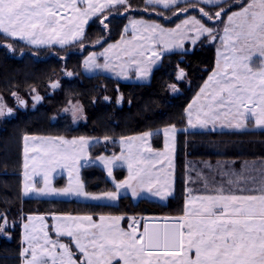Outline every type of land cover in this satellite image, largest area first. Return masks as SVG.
<instances>
[{
	"label": "snow or ice",
	"instance_id": "obj_1",
	"mask_svg": "<svg viewBox=\"0 0 264 264\" xmlns=\"http://www.w3.org/2000/svg\"><path fill=\"white\" fill-rule=\"evenodd\" d=\"M146 4L165 9L176 6L178 11L173 15L198 8L201 17L223 23L218 38L224 51L218 49L216 68L185 109L189 127L220 124L239 129L252 120L256 127L264 128V0H247L246 3L244 0H197L186 7H179V0H146ZM201 4L220 10L213 14L200 7ZM233 5L238 10L231 11ZM115 6H125L127 11L129 0H0V35L36 46H63L70 38L79 40L84 35V26L98 14L103 16L100 23L107 28V16L103 13ZM229 12L224 20V14ZM129 24L131 39L125 40L122 36L116 44L109 45L100 54L105 57L104 65L96 63L97 54L93 53L86 59L85 66L112 70L115 66L110 64L108 53L119 49L128 59L119 65L117 75H126L127 67L135 65L137 76L145 78L160 56L155 45H162L163 51L173 46L182 48L185 39H191L193 44L205 35L210 41L217 39V30L206 26L196 16H188L175 28H163L142 20H130ZM189 33L194 35L189 36ZM6 46L11 48L10 44ZM183 75L181 71L177 79ZM51 86L56 88L58 84ZM5 111L11 113V109L5 110L0 102V116ZM79 111L78 107H73L74 116ZM162 131L164 152H154L148 143L152 133L144 132L139 136L121 137L120 155L97 157L109 177L113 176L118 162H123L128 170L123 180L113 178L115 191L98 195L86 192L79 179V162L87 161L89 138L25 136V194L33 191L114 201L121 189H129L133 197L139 195V191H147L163 199L170 194L171 173L163 167L157 171L155 166L167 161L168 167H173L169 153L174 151L177 129L171 125ZM110 139L104 137L105 141ZM30 140L37 143L29 146ZM30 151L36 154L29 157ZM58 168L69 174L68 185L60 189L51 185V174ZM32 176H42L44 187L37 188L35 183L29 186ZM197 176L204 180L207 193L192 196L191 189H186L189 198L185 200L184 215L166 223L163 229H150L145 223L143 232H139L134 226L139 221L134 217L129 218L132 222L130 230L126 231L119 226L123 219L120 216H100L96 221L90 215H54L56 223L51 227L57 239L52 240L46 230L49 226L43 223L45 218L29 216L28 223L24 224L28 246L21 252L22 264H264V173L259 187L245 188L242 185L255 184L256 178L246 176L244 171L222 172L229 186L227 190L223 183L209 188L207 178L201 173ZM33 221L40 222L39 228ZM4 227L0 224V232ZM60 237L70 238L76 251L70 244L60 242Z\"/></svg>",
	"mask_w": 264,
	"mask_h": 264
},
{
	"label": "trees",
	"instance_id": "obj_2",
	"mask_svg": "<svg viewBox=\"0 0 264 264\" xmlns=\"http://www.w3.org/2000/svg\"><path fill=\"white\" fill-rule=\"evenodd\" d=\"M129 3L134 16H144L142 13L147 8L145 0H129ZM218 8L205 9L212 12ZM176 9H157L163 12L164 17H156L154 21L171 25L164 19L169 18ZM190 13L197 15L195 12ZM183 17L186 16L180 15L177 19ZM201 18L208 26L214 24ZM100 19H94L87 26L83 52L73 53L63 59L50 56L48 50L31 51L19 41L0 35V99L9 107H15V98L20 99L17 103L20 107V101H23V108H17L12 118L0 122V224L5 225L0 232V264H21L20 217H24L25 222L29 215L179 216L183 213L187 197L186 166L208 163L213 168L209 174L214 186L222 183L221 173L224 169L225 172L233 169L238 171L242 162L253 163L255 168L264 169V130H184L187 126L185 109L214 68L213 43L202 39L191 51L165 55L147 84L122 83L101 74L86 76L82 71L84 54L125 35L127 16L123 11L107 17V28L100 23ZM8 44L11 48L6 46ZM181 71L184 75L177 79ZM53 83L58 84V87L53 88ZM170 87L174 88L175 94L171 93ZM33 89L40 99L36 107L30 109ZM70 101L79 102L86 119L85 123L76 127L71 126L66 116H59ZM171 125L181 131L176 138L174 194L165 204L148 200L133 204L126 197L117 206L21 197L23 136L110 137V146L99 145L92 152L93 156H97L107 153L106 148L111 149L121 137ZM156 140V146L160 147L159 135ZM82 177L87 191L106 192L111 189L103 171L95 166L83 167ZM189 186L194 190L196 188L195 183L193 187Z\"/></svg>",
	"mask_w": 264,
	"mask_h": 264
},
{
	"label": "rangeland",
	"instance_id": "obj_3",
	"mask_svg": "<svg viewBox=\"0 0 264 264\" xmlns=\"http://www.w3.org/2000/svg\"><path fill=\"white\" fill-rule=\"evenodd\" d=\"M196 2H197V0H179V7H186L189 4L196 3ZM244 2L246 3L247 0H244ZM129 5H130V3H129ZM145 5L147 6L148 10L147 11L143 10L144 12L142 14H144V16H139V17L138 16H134L130 12L131 6L129 7V9L127 11H125V6H115V7L111 8V9L105 10L103 15L109 17V16L117 15V14H119L122 11L126 14L127 23H126V26L124 27V34L125 35L123 36L125 40H130L131 37H132V28H131V26L129 24L130 20H142V21H145L146 23H149V24H151V23L159 24L163 28H175V26L177 24H180L188 16H196L197 18L202 19V22H204L206 24L204 19L201 18L198 8H196V9L189 8V11L187 13H181V14H178V15H173V13L177 12L178 9L174 10V12L172 13V15L169 18H165L164 19V21L171 23V25H169V24L166 25V24H164L162 22L154 21L155 20L154 18H156V17L157 18H160V17L163 18L164 17L163 16L164 14H162V15L158 14L160 12L157 9H159V8L163 9V10H167V9L163 8L160 5H156V6L147 5L146 4V0H145ZM199 6L200 7H204V8L216 7V6H213V5H203V4H201ZM175 7L176 6H171L170 8H175ZM232 7H235V9L231 10V11L238 10V8L235 5H233ZM205 10L208 11L207 9H205ZM219 10L220 9L218 8L216 10H213L212 12L211 11H209V12L214 14L216 11H219ZM190 12H195V13H197V15H195L194 13H190ZM161 13H163V12H161ZM228 14H230V12ZM180 15H184L186 17L177 19L178 16H180ZM96 18H103V16H100L98 14L97 17L91 18L89 20V22L84 26V35H85V31H86L87 26ZM146 18H149V19H146ZM223 19L224 20L227 19V14H224ZM206 20H207V18H206ZM207 21H209V20H207ZM209 22L212 23V24L214 23L212 26H209V27H212V28L217 30V39H215V40L210 41V39L205 35V36H201L200 39L197 40V42L195 44H193L191 39H185L184 42H183V47L182 48H177V47L173 46L169 50H163V51H161V49L163 47L162 45H155L157 50L160 51V56H159V59L156 61V63L151 66V71L148 73L147 77H145V78H139L137 76L136 66L135 65H130V66L127 67L126 75H117V72L120 71L119 65L121 63L126 62V60L128 59L127 57L123 56L120 53L119 49H113V50H111L108 53L110 64L115 66V67L112 68V70L106 69L104 67H94V66L93 67H86L85 66L86 59L90 55H92L93 53L97 54L96 63L101 65V66L104 65L105 57H104V55H100V54L104 53V50L107 49L109 45H114L118 41H120L121 37L117 41L108 42L105 45H103L102 47H100L99 49H93V50L88 51L86 54H84V56L82 58V71H83V73L86 76H93V75L101 74V75L110 77V78L115 79V80H117L119 82H122V83L147 84V83L150 82L154 70L157 67H159V65H160V63L162 61V58L165 55H168L170 53L177 52V51H186V50L187 51H191L195 47H197V45H199L200 40H202V39H204L207 43H213L215 45V61H214V68H213V70H214L216 68V66H217V59H218L217 52H218V49L221 52L224 51L223 48L221 47V41L218 38L219 34L222 32L223 23H221L220 21H209ZM206 26H208V25L206 24ZM126 28H127V31H125ZM141 31H142V29H141ZM84 35L79 40H75V41L71 40V38H70L69 42L67 44L63 45V46H61L59 44L36 46V45L28 44L25 41H21V40H17V41H19L20 43L26 45L29 48V50H31V51L38 52L40 50H48L50 56L62 57V59H63V58H66V57H68L69 55H71L73 53H82L83 52ZM107 35H108V33L106 34L105 38H107ZM192 35H194V33H189V36H192ZM10 39H12V38H10ZM13 40H16V39H13ZM81 45H83V46H81ZM117 56H119L120 58L117 59ZM213 70L210 72L209 75L212 74ZM209 75H208V77H209ZM208 77L204 80V82L202 83L200 88L202 86H204L205 81H207ZM200 88L196 92V94L194 95V97L192 98V100L190 101L189 104H191L193 102V100L196 97L197 93L200 91ZM170 90H171L172 94L176 93V91L174 90L173 87H170ZM36 96H37V93L35 91H33V93L30 96V100H31V102L29 104L30 109H34L36 107V105H37L36 104L37 99H35ZM19 100H20L19 98H15V107H9L3 102V100L0 99V102L3 103V105L5 107V110L11 109V113H8L7 111H5V114L0 116V122L3 121L4 119L12 118L15 115V110L17 108H23V107H20L17 104L19 102ZM74 106L78 107L80 109V111L75 116L73 115V107ZM65 109H67V111ZM192 111H193V114H195V111H196L195 106L192 109ZM59 116H66L69 119L70 124H71L72 127H76L79 124H83V123H85V120H86L85 117H84V114H83L82 106L79 104V102H76V101L75 102L74 101H70L61 110ZM186 124H187V126L184 129L186 131L188 130V131H203V132H223V131H252V130L258 131V130H264V128L256 127L255 124H254V121H252V120H249L247 122L246 127H242V128H239V129L233 128V127H223L220 124H216L215 126L209 124L207 128H199V127L192 128V127H189V125H188V117L186 115ZM166 127H168V126H166ZM164 128L165 127L161 128V129H157V130L145 131V132H151L152 133V136L149 138L148 143L150 144V146H151V148L153 149L154 152H164L165 151V137H164V134H163V131H162V129H164ZM176 129H177V131H176V136H175L174 151L169 153V158L173 162V167H168L167 161H162V163H158L155 166V170H157V171H159L163 167L165 171L171 173V175L169 176V180L171 182L170 194L165 195L163 199L161 198V196L152 195L150 192H147V191H139V189H138L139 195H137L136 197H133L131 190H129V189H121L119 194H118L117 199L114 200V201L107 200V199L90 200V199H85L84 197L76 196V195L38 194L37 192H33V191H29L27 194H25V191H24V184H25V177H24V172H25V169H24V163H25V152H24L25 141H24V137L25 136H23L22 142H21V173H20V194H21V197H22V199L35 198V199L66 200V201H77V202H82V203L102 204V205H110V206L119 205L120 200L122 198L126 197L133 204H136V203H138L141 200H148V201L156 202V203H159V204H165L173 196L174 189H175L176 148H177L176 138H177V133L179 131H181V129H178V128H176ZM142 133H144V132L137 133V134H134V135H131V136H139ZM157 135H159L160 138H161L160 147L156 146V141H157L156 137H157ZM28 137H56V136H37V135H33V136H28ZM128 137H130V136H128ZM64 138L67 139V140H72L74 138H79V137H71V138L64 137ZM87 138H89V137H87ZM89 140H90V145L88 147V152H87V157H88L87 161H85L84 159H81L80 162H79L80 163V168H79V179H80V181L84 184V180H83V177H82V169H83V167H85L86 165H89V166L92 165V166H95V167H97V168H99L100 170L103 171L105 179L108 181V183L110 184V187H111V189L109 191H115L116 189H115V184L113 183V178L115 180H118V181L119 180H123L128 175L127 167L123 165V162H118V166L113 168V176L109 177L107 175V172L105 171L103 165L96 158L100 157V156L110 157V156H113V155H120L121 154L120 139L116 140V142H115L114 146L116 148H114V146L112 148L110 147L111 149H107L106 148L107 153H102V154L97 155V156H93L92 152H94V150L97 147H99V145L110 146L112 144V141L111 140L105 141L104 139L91 138V137L89 138ZM33 143H37V142L31 141V140L28 141L29 146H31ZM34 154H36V153H33V152L30 151L28 153V156L31 157ZM202 163L201 164H194V165L191 164L190 166H186L185 167V181L188 184L186 189H191V195L192 196L206 194L207 191H208V189L205 188L204 180L200 179L197 176V173H201L204 177L207 178L209 188L218 187V186H214V182L211 180V177H210V174H209V172L211 173V170H213V168H211V166L208 163H206V162H202ZM251 167H252V165L247 167V169H249L250 172H251V173H249V176L254 172V169H253V171H252V169H250ZM223 171L225 172V169ZM207 172H208V175H207ZM247 172L248 171L244 172L246 176H247ZM120 173H123V175L120 174ZM120 176H122V177L118 178ZM161 176H163V173H161ZM68 182H69L68 171L64 170L63 168H58L55 172H53L51 174V185L54 188H57V189L64 188V187H66L68 185ZM33 183H35L37 188L44 187V182H43L42 176H32L31 179L28 181V184H29V186H31V184H33ZM194 183L196 184L195 190H194V188H191L189 186V185H192V187H193ZM222 183L224 184V187L227 190L229 188V186L226 183V178H222ZM84 189H85L86 192H89V193H92V194H97L98 195V194L102 193V192L87 191L86 188H85V185H84ZM186 193H187L186 199H188L189 198V194H188L187 191H186ZM184 206H185V202H184ZM67 215H71V216H85V215H74V214L55 215V216H67ZM87 215H90V214H87ZM183 215H184V208H183V213L181 215H179V216H177V215H156V216H152V217H147V216H143V215L131 216V215H122V214H114V215L113 214H105V215H97V216L96 215H94V216L90 215V216H92L93 219L96 220V221L99 220L100 216H106V217H109V216H111V217L120 216V217H123V219L119 222V226L121 228H123L124 230H126V231L130 230L129 229V224L132 222V221H130L129 218L134 217L137 221H139V223L137 225H134V226L138 227L139 232H143L144 224L146 222L155 221V222H162V223H172V222H174V220L176 218H179V217H181ZM32 216L33 217H35V216H43L45 218L43 223H45V224H47L49 226L48 229H46V230L49 232L50 238L52 240H56L57 239V235L52 230V227H51L54 223H56V221L53 220V216L54 215H45V216L44 215H32ZM27 218H26L25 222L23 221L24 217L23 218L20 217V219H19V228H20V238H21L22 250H23L24 247L28 246L27 242L24 239V237H25L24 224L28 223V219ZM33 224L37 228H39V226H40V222H37V221H33ZM59 239H60V242H62V243L70 244V247L72 248V250L74 252L76 251L75 250V246L71 245L70 238H68V237H60ZM22 250H21V252H22ZM77 255L78 256H76V258L79 259L80 256H79L78 253H77ZM23 259H24V257L21 256V264L23 262Z\"/></svg>",
	"mask_w": 264,
	"mask_h": 264
},
{
	"label": "crops",
	"instance_id": "obj_4",
	"mask_svg": "<svg viewBox=\"0 0 264 264\" xmlns=\"http://www.w3.org/2000/svg\"><path fill=\"white\" fill-rule=\"evenodd\" d=\"M251 165H252V167L250 169H252V171H253V168H254V172L250 176L256 178V183L255 184L248 183L246 185H242V187H245V188H254V187H259L260 186L261 174L264 173V169H261V167L260 168H255L253 163L242 162L240 164V166H239L240 169L238 171H236L235 169H233L231 172H237V173H239L241 171H244V172L245 171H248L247 172V176H249L250 170L247 169V167H249ZM237 168H238V166H237ZM237 194H239V193H237ZM245 194H247V193H245Z\"/></svg>",
	"mask_w": 264,
	"mask_h": 264
},
{
	"label": "water",
	"instance_id": "obj_5",
	"mask_svg": "<svg viewBox=\"0 0 264 264\" xmlns=\"http://www.w3.org/2000/svg\"><path fill=\"white\" fill-rule=\"evenodd\" d=\"M21 104V103H20ZM21 106L23 107V103L21 104ZM149 226V228H154V227H158L160 229H163L165 224L166 223H162V222H155V221H152V222H146Z\"/></svg>",
	"mask_w": 264,
	"mask_h": 264
},
{
	"label": "flooded vegetation",
	"instance_id": "obj_6",
	"mask_svg": "<svg viewBox=\"0 0 264 264\" xmlns=\"http://www.w3.org/2000/svg\"><path fill=\"white\" fill-rule=\"evenodd\" d=\"M143 216L152 217V216H156V215H143Z\"/></svg>",
	"mask_w": 264,
	"mask_h": 264
}]
</instances>
